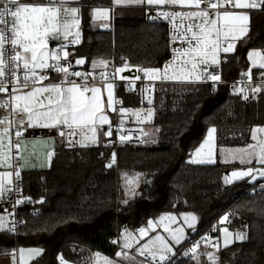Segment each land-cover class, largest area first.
Returning <instances> with one entry per match:
<instances>
[{
	"label": "trees",
	"instance_id": "16d2710c",
	"mask_svg": "<svg viewBox=\"0 0 264 264\" xmlns=\"http://www.w3.org/2000/svg\"><path fill=\"white\" fill-rule=\"evenodd\" d=\"M80 2L91 9L108 7L111 0ZM119 10L113 30L95 27L85 15L83 42L77 47L78 58L86 60L82 68L89 72L94 60L125 57L130 66L161 69L172 56L169 25L148 21L143 8ZM252 48L264 53L262 8L253 13L248 42L223 67L226 77L245 71L242 63ZM262 72L253 70L251 76L260 78ZM118 95L123 105H141L136 88L122 85ZM154 110L145 144L122 146L114 168L107 165L110 150L105 146L69 150L58 139L49 170L21 174L29 199L19 209L17 232L0 233V255H12L18 246L44 249L32 264H61V257L80 262L90 252L115 258L119 249L113 239L124 230L143 227L162 213L193 212L199 225L192 237L211 230L218 218L228 215L236 222L239 215L247 216L248 238L222 248L219 264H264V191L252 194L253 186L243 183L225 187L226 166L220 163L188 162L212 126L219 146L250 142L252 129L264 125V90L235 95L226 86L158 83ZM127 171L143 176L141 190L131 200L120 187V174ZM177 264L195 263L180 259Z\"/></svg>",
	"mask_w": 264,
	"mask_h": 264
},
{
	"label": "snow or ice",
	"instance_id": "6c2138e0",
	"mask_svg": "<svg viewBox=\"0 0 264 264\" xmlns=\"http://www.w3.org/2000/svg\"><path fill=\"white\" fill-rule=\"evenodd\" d=\"M76 2L78 0H0V94H7L6 98L0 96V111H2L0 114V167L6 166L13 169L0 173V200L4 199L5 193L14 190L10 187L13 184L11 178L14 176L16 181L20 179V171L16 170L17 166L13 163L12 153L13 149L20 148L24 132L29 128L57 129L58 135L61 137H71L78 134L77 130L84 132L87 129L92 133V136L89 138L85 135L84 139L89 140L90 143H96L97 133L104 124L109 123L108 117L104 114V105L101 99L102 88L106 87L107 104L112 108L114 84L108 82L109 76L114 80L116 74L124 73L129 69V65L125 62L119 68L114 67L110 74L102 71L99 78L94 75L95 70L99 66L107 68L109 62L93 61L91 63L93 72L90 73L70 71L73 61L68 58L73 53L66 49L69 44L80 43L79 9L71 6ZM113 2L115 5L147 6L149 19H163L173 24V41L181 40L190 46L183 55L191 57L193 70L196 69L198 63L207 65L209 55H211V63L219 65L221 61L218 59V54L221 49L224 53L234 51L235 45L229 42L225 46L221 37L224 42H227L229 37L233 40L240 38L235 35L237 31L241 36L246 34L247 27L245 25L249 16L231 11L229 5L235 9H264V0H113ZM201 4L204 7H201ZM177 7L181 10H175ZM183 9L190 10L184 11ZM221 9H223L222 12ZM108 16V8L95 9L94 19L106 20ZM185 20L188 21L186 27L184 26ZM219 21H223V27H218ZM237 23L241 26L237 27ZM103 26L107 28L108 24L105 23ZM73 27L77 29L75 34L71 31ZM181 29L183 30L181 31ZM70 35L72 36L71 40H69ZM50 41H68V43H57L56 47L50 48ZM175 51L179 52V49ZM254 55L260 56L261 54L250 52L249 58L251 59ZM187 62L185 61V63ZM85 63L84 58L74 61L77 66ZM168 67L170 65H166L163 70L146 68L137 69V71H143L149 80L161 78L158 74L163 71L162 78L167 79L169 78L167 76ZM258 67L264 69V62L260 63ZM51 72L57 73V79L51 77ZM120 78L125 79L123 76ZM207 78L213 82L221 80L218 74H210ZM97 79L100 81V86H97ZM135 79H140V77L137 76ZM44 81H48V83L45 84ZM262 89H264V72L261 73V83L252 88V92L259 93ZM243 98L247 100L248 96ZM113 110L115 109L113 108ZM120 111L127 110L120 109ZM151 114V110H149L148 116L151 117ZM13 130L15 140L12 139ZM214 131L215 129L210 130L209 140ZM258 131L264 132V128L258 129ZM104 135H112L111 127ZM120 139L124 140L126 137L121 136ZM253 139H255V132ZM83 146L88 145L84 144ZM245 155L249 157L247 162L250 163L254 153L246 152ZM241 160L245 162L243 157ZM112 162H115V154H113ZM194 162L203 163L205 161ZM258 162L264 165V145L260 147ZM111 166L110 163L108 167ZM254 171L256 170L252 168L246 171H233L231 177L241 180L250 176L252 179L249 182L252 183L256 180V176L253 175ZM258 174L264 177V171H259ZM125 179L128 184H132L138 177L129 179L126 175ZM225 183L231 184L233 179L225 177ZM15 190L18 191V187ZM261 191H264V185H261ZM254 192L255 188H253ZM27 199L29 198L18 199L16 205ZM168 219L174 220L175 217H168ZM184 219L187 222L189 216H185ZM190 219L195 222L197 218L191 216ZM224 219L227 220V216ZM16 223L18 222L13 218L11 226H6V217L0 215V231L15 232ZM149 226H152L151 221H149ZM188 227L195 230L194 223H189ZM139 231L142 236L146 234L145 228H141ZM165 231L172 232V243L166 241L162 236H156L154 240H150L136 249L140 256H145L147 253L145 258L150 257L151 264H172L173 258L177 255L174 245H180L184 239L182 228L172 230L166 228ZM224 231L228 236L233 235L228 232V229H224ZM131 235L126 231L122 237L124 249L132 247L129 243ZM234 238L237 241H244L248 238L247 232L237 230ZM232 242L226 240L225 247ZM199 246L200 241H197L183 255L191 254V258L200 264L196 253ZM32 251L39 254L40 250ZM117 255L123 256L125 259H134L123 251L118 252ZM206 255L215 264L217 257L212 253H206ZM96 257L99 258V253L96 254ZM61 264H65L63 257H61ZM104 264H114V262L104 258Z\"/></svg>",
	"mask_w": 264,
	"mask_h": 264
},
{
	"label": "crops",
	"instance_id": "0c3cea01",
	"mask_svg": "<svg viewBox=\"0 0 264 264\" xmlns=\"http://www.w3.org/2000/svg\"><path fill=\"white\" fill-rule=\"evenodd\" d=\"M81 0H78V2L73 3L71 6L77 7L79 9L78 17L81 21L80 23V43L77 45L79 46L83 42V19L85 18V15L90 17V21L93 23V25L97 28L106 29L103 25L106 23L104 19H94V13L96 8H108L110 17L113 20V16L115 11H118L119 9H129V8H143L145 9L146 18L148 21L151 22H165L169 25L170 28V38H171V52L172 56L171 58L165 63V65L161 68L163 70L166 65H170L167 69V76L169 78L164 79V83H180V84H188V83H202L209 75L210 73L220 68L222 65V59L226 58L228 61V58L235 55L239 50L241 45L248 42L250 33H251V24H252V17L253 13L258 10L256 9H235L232 8L231 5H229V9L237 14H247L249 16V20L247 24L245 25L247 27V32L243 36L237 31L235 35L237 37H240L239 39L233 40L231 37H229L227 42L223 41V37H221L222 42L226 43H233L235 45L234 51L229 53H224L221 49L220 53L218 54V59H220L221 63L219 65H215L211 63V55L208 57V64H197V67L195 70L192 69L191 63L193 62L191 60L190 56H185L183 53L186 49H188L190 46L187 43L182 42L181 40L173 41V24L169 23L166 20L163 19H156L152 20L149 19L148 15V8L147 6H126V5H115L113 0H111L110 5L108 7H95L91 9H87L84 7V5L80 2ZM168 10V9H163ZM175 10L180 11L181 9L177 7ZM184 11H189L190 9H183ZM194 10V9H191ZM86 11V12H85ZM120 11V10H119ZM221 12L223 9L220 10ZM154 14V13H153ZM215 18V17H213ZM177 23H179V20H177ZM188 21H184V26L186 27ZM241 25L237 23V27H240ZM109 27V26H108ZM107 27V28H108ZM218 27H223V21L218 22ZM183 29H181L182 31ZM72 33L75 34L77 29L75 27L72 28ZM190 35V34H189ZM72 39V36H69V40ZM242 43V44H241ZM49 47H54V42H49ZM176 49H179V52L175 51ZM260 53V56H252V58H249V53ZM264 53L262 50L257 48L249 49L246 53L245 60L243 61L242 65L245 66L244 70L241 73H247L250 75L253 70H263L258 67V65L262 62H264ZM94 61H101V60H94ZM105 61V60H103ZM185 61H188L185 63ZM93 62V61H92ZM91 62V63H92ZM91 63L89 64V72L85 71L81 65V69L83 72L90 73L93 72L91 68ZM256 65V66H254ZM123 65H119L121 67ZM118 67V68H119ZM106 68L103 66L97 67L95 72H102ZM134 66L129 65V69L126 70L124 73H118L119 78L121 76L128 77L130 76L129 72H133ZM53 79H57V75L50 74ZM160 75L164 76V72L161 71L158 76ZM199 77V79H197ZM121 79V78H120ZM159 78L150 80L151 82L149 84H146L144 86H139L136 89L139 91V97L141 101V105L136 107L126 106L123 105L121 99L118 95V88L114 86L113 88V106L112 108L108 107L107 104V89L106 87L102 88V94L101 99L102 103L104 105V114L108 117L109 123L104 124L101 127V130L97 133V141L96 143H90L89 140H85L84 137L87 135L89 138L92 136V133L85 129L84 132H79L77 130L78 134L73 135L71 137L68 136H59L58 138H35L31 140L23 141L20 145L22 150V160H21V174L24 175L25 173L31 172V171H47L51 168L53 158L55 155L56 150V143L58 139H61L63 141V144L66 149H90V148H96L100 146H106V144L111 141V136L104 135L108 130L107 128L114 124L115 122L120 123L122 126H133V127H139L142 128L145 131V142L147 141V138L149 136V133L151 132L150 126L154 122V116H155V110H154V96H155V88L158 83ZM48 82V81H45ZM135 89V88H134ZM151 101V103H149ZM113 108L115 110H113ZM120 109H125L127 111L121 112ZM151 110V117L148 116V112ZM0 114H2V111H0ZM40 128V127H36ZM264 128L263 126H256L252 129L251 135H250V142H248L245 145L242 146H219L218 145V133L217 129L215 127H209L206 135L203 139V141L200 143V145L191 153L188 162L194 165H204V164H216L220 163L224 166H226L225 170L222 172V182L225 187H228L235 183H243L245 185L255 186L261 179L262 176H260L258 173L259 171H264V165H261L258 162L259 159V153H260V147L261 145H264V132L258 131V129ZM215 129L214 132H212L211 139L209 140V132L210 130ZM255 132V139H253V133ZM205 141H208V143H205ZM84 144H87L88 146H83ZM110 150V154L112 153V150ZM246 152H252L254 155L251 157V162H247L249 157L245 155ZM50 154V155H49ZM241 157H243L245 162H242ZM213 161L211 163H208L207 161ZM194 161H205L203 163L194 162ZM252 168L256 171L253 172V175L256 176V180L252 183L251 177H244L241 180H235L231 177V173L233 171H246L247 169ZM4 171H11L10 168H7L6 166L0 167V173ZM129 179H134V182L132 184H128L125 176ZM225 177H228L229 179H233V183L226 184L225 183ZM12 179V178H11ZM143 181V176L140 173L127 171L122 172L120 174V187L122 192L124 193L126 199L131 200L139 194L141 190V184ZM5 183H7V180H5ZM0 215H3L7 219V225L11 226V217L8 212H0ZM189 216V220L186 222L184 217ZM195 216L197 219L195 222L191 221L190 217ZM168 217H175L174 220L168 219ZM163 218V219H162ZM152 222V226H149V222L147 225L140 227L136 230L127 231V233H131V238L129 240V243L132 245L131 248L124 249L122 247L124 240L122 237L125 235L123 233L119 241L117 242L118 245V252H124L126 251L129 257H134V259H125L123 256H116L115 258L107 257L103 254L99 253V258L96 257L97 252H90L88 255L84 256L80 262H70L67 260H64L65 264H104V258H107L109 260H112L114 264H141V262H144L142 260L143 257L147 256V253L145 256H140L136 249L140 248L143 244L148 243L150 240H154L156 236H162L166 241L169 243H172L171 231H165V229H177L182 228L184 231V239H182V243L180 245H174V249L178 250L186 241L187 237L194 232L198 225H199V218L198 216L193 212H167L162 213L158 217H156L153 220H150ZM223 221L225 219L223 218ZM189 223H194L195 230L188 227ZM145 228L146 234L141 235L140 229ZM6 232V231H0V233ZM234 236V234H233ZM222 238V237H221ZM237 241V240H235ZM151 247V246H150ZM229 247V246H228ZM225 248L223 245V239L221 244V249ZM39 249V254H36L32 250ZM21 250H23L21 252ZM44 249L39 247H21L18 249L17 252H15L12 255L3 256L0 255V264H32L33 262L37 261L39 258H41L44 254ZM132 253V254H131ZM217 257V260L215 261V264L220 263V251L219 252H212ZM200 264H213L212 261L209 260L207 255H201L199 257ZM145 264V263H144Z\"/></svg>",
	"mask_w": 264,
	"mask_h": 264
},
{
	"label": "built area",
	"instance_id": "2783aa9c",
	"mask_svg": "<svg viewBox=\"0 0 264 264\" xmlns=\"http://www.w3.org/2000/svg\"><path fill=\"white\" fill-rule=\"evenodd\" d=\"M201 7H204L203 4H201ZM106 30H113V25L110 28H107ZM54 42V47L57 46V43H65L67 44L68 41H60V42ZM77 47L78 45H72L69 44L68 48L66 49L70 53H73V55L69 56V60L73 61V67L70 69V71H82L81 66H77L74 64L75 59H78L77 55ZM62 55V53H61ZM107 62H109L108 67L103 71L106 73H112L113 68H118L119 65H124L126 62L128 65V60L125 57H120L119 59L113 57L109 59ZM228 63L226 58L222 59L221 67L218 69L213 70L210 74H218L221 77V80L219 82H213L210 79L206 78L202 84L211 85L213 88H218L220 86H226L228 87L233 94L239 95L241 93H249L252 91V88L259 85L261 83V77L260 78H253L251 75L247 73H241L236 78H228L223 73V67ZM137 69H145L142 65H138L134 67L133 72H129L130 76L126 77L125 79H120L118 76V73L116 74V77L114 80L111 79V76H109L108 82H113L115 87H120L124 85L128 89H134L139 86H144L146 84H149L151 81L148 79L147 76H145L143 71H137ZM50 74L57 75L55 72H51ZM100 72H94V75L99 78ZM139 76L140 79H135V77ZM161 78H159L156 83H164V79L162 78L163 75H160ZM75 79V77H73ZM89 80L91 82V76L89 77ZM44 83H48L45 82ZM97 86H100V81L97 79ZM264 90V89H262ZM0 96H3L6 98L7 94H0ZM111 127L112 130V137L111 141H109L106 144V148L111 149L112 153L109 155L107 159V165L110 163L112 164V168L117 167L118 164V150L124 146H142L145 144V131L142 128L139 127H133V126H122L120 123L115 122L114 124L110 125L107 130ZM124 136L126 139L121 140L120 137ZM58 138V132L57 129H49V128H29L26 132H24V136L21 140V143L26 140H31L35 138ZM12 139L15 140L14 130L12 134ZM13 156L14 160L13 163L17 166L16 170L20 171V179L19 181H16L15 177H12L13 184L10 185L14 190L10 193H5L4 199L0 200V212H8L11 217V223L13 218L16 223V231L18 226L21 224V219L18 216L19 209L21 205L24 203H21L19 205H16V201L18 199H24L25 193L24 188L22 184V177H21V160H22V150L21 147L17 149H13ZM113 154H115V162L113 163ZM13 169H11L12 171ZM261 185H264V177L255 185L253 186L249 191L254 194L257 191L261 190ZM18 187V191L15 190ZM253 188H255V192L253 193ZM236 198V196H234ZM15 205V207H13ZM226 217V216H224ZM223 217V218H224ZM223 218H218L213 226L212 229L208 232L204 233L203 235L192 237L189 235L184 242V244L176 250L177 255L173 258L172 264H177V262L180 259H189L193 263L197 264L196 260L191 258V254L188 256L183 255L185 251L190 249L193 244H195L197 241H200V246L196 249V253L198 257L201 255H206V253H212V252H219L221 251V244H222V238H221V230L223 228L228 229V232L235 234L237 230L240 231H246L248 234V227H249V220L247 216L239 215L237 217V221L235 222L232 217H228L227 220L223 221ZM126 230L123 231L125 233ZM118 234L116 238L113 239V241L118 242L120 236L123 234ZM203 238V239H202ZM19 247L17 246L15 249V252H17ZM126 252V251H124ZM127 253V252H126ZM132 254V253H131ZM145 264H151V258L148 257L146 259L145 257L142 258Z\"/></svg>",
	"mask_w": 264,
	"mask_h": 264
},
{
	"label": "rangeland",
	"instance_id": "374dc122",
	"mask_svg": "<svg viewBox=\"0 0 264 264\" xmlns=\"http://www.w3.org/2000/svg\"><path fill=\"white\" fill-rule=\"evenodd\" d=\"M104 20H105V19H104ZM105 21H106V23H107L108 26H109L108 28H110V27L112 26V18L110 17V13H109L108 19H106ZM106 29H107V28H106ZM224 229H225V228H223V229L221 230V237H222V239H223V245H224V247H225V241H226V240H231V241H233L232 243H229V244L227 245V247H228V246H231L232 244L235 243V238H234L233 235H232V236H228V234L225 233Z\"/></svg>",
	"mask_w": 264,
	"mask_h": 264
},
{
	"label": "water",
	"instance_id": "95a60500",
	"mask_svg": "<svg viewBox=\"0 0 264 264\" xmlns=\"http://www.w3.org/2000/svg\"><path fill=\"white\" fill-rule=\"evenodd\" d=\"M134 73V72H133Z\"/></svg>",
	"mask_w": 264,
	"mask_h": 264
}]
</instances>
